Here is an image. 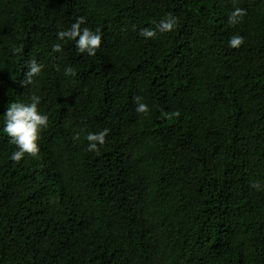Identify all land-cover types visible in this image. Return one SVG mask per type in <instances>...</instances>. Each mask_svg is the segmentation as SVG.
<instances>
[{
    "label": "trees",
    "instance_id": "16d2710c",
    "mask_svg": "<svg viewBox=\"0 0 264 264\" xmlns=\"http://www.w3.org/2000/svg\"><path fill=\"white\" fill-rule=\"evenodd\" d=\"M81 16L92 56L57 37ZM33 95L13 161L3 114ZM0 264H264V0H0Z\"/></svg>",
    "mask_w": 264,
    "mask_h": 264
},
{
    "label": "clouds",
    "instance_id": "9594fccd",
    "mask_svg": "<svg viewBox=\"0 0 264 264\" xmlns=\"http://www.w3.org/2000/svg\"><path fill=\"white\" fill-rule=\"evenodd\" d=\"M244 10L241 8H235L229 16L231 23H236L237 18L242 17ZM85 23V17H78L71 23L70 27L58 30L57 37L61 41L67 39L75 42L77 51L86 53L89 56L95 55L96 50L101 46V35L99 30H91L89 27H81ZM176 24L175 17L169 13L167 18L161 19L156 23V28L142 29L141 35L149 38L154 37L159 32H170L174 29ZM243 37L240 35H233L228 40L229 47H238L243 42ZM54 51L61 50V44L53 45ZM43 68L42 64L37 63L35 60L28 62L27 71L25 77L28 82H31L33 76H37L41 73ZM65 75L69 73L74 74V70L68 67L64 70ZM137 103L135 111L137 113L147 114L149 106L146 103L140 102L139 98H136ZM40 97L33 95L30 103L24 102H11L3 114V126L2 131L11 138V142L16 146L10 154V159L13 161H20L25 154L35 156L39 152V138L40 133L48 125V115L39 109ZM109 129L105 128L98 132H87L85 139L88 141V151H98L99 147L105 143ZM78 138V134H77ZM254 188L259 189L260 185L254 183Z\"/></svg>",
    "mask_w": 264,
    "mask_h": 264
}]
</instances>
